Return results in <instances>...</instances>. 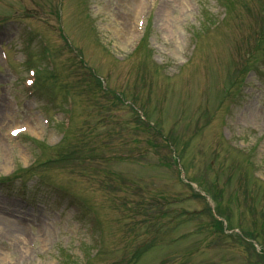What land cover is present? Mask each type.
I'll return each mask as SVG.
<instances>
[{"label": "rangeland", "instance_id": "374dc122", "mask_svg": "<svg viewBox=\"0 0 264 264\" xmlns=\"http://www.w3.org/2000/svg\"><path fill=\"white\" fill-rule=\"evenodd\" d=\"M142 1L0 0V176L30 164L39 173L0 184V264H60L56 245L73 237L80 210L87 229L67 249L88 264H264V73H246L241 94L219 104L256 49L262 4L235 0L251 8L235 7L192 50L202 0ZM139 12L151 53L130 57ZM25 49L33 67L53 69L35 94L23 87ZM187 178L236 204L232 225L258 232L260 245L211 229L209 201Z\"/></svg>", "mask_w": 264, "mask_h": 264}, {"label": "bare ground", "instance_id": "6f19581e", "mask_svg": "<svg viewBox=\"0 0 264 264\" xmlns=\"http://www.w3.org/2000/svg\"><path fill=\"white\" fill-rule=\"evenodd\" d=\"M126 1H127L128 4L136 3V4L139 5L140 1H142V0H126ZM138 5H137V8H138ZM139 7H140V6H139ZM126 22H127V21H126ZM0 109H1V106H0ZM18 230H20V229L18 228Z\"/></svg>", "mask_w": 264, "mask_h": 264}]
</instances>
